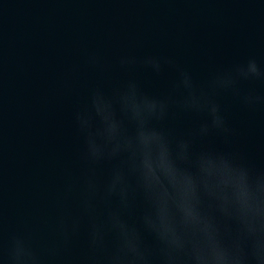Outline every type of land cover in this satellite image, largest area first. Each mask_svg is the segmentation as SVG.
Returning <instances> with one entry per match:
<instances>
[{"label":"water","instance_id":"water-1","mask_svg":"<svg viewBox=\"0 0 264 264\" xmlns=\"http://www.w3.org/2000/svg\"><path fill=\"white\" fill-rule=\"evenodd\" d=\"M148 58L160 61L159 72L144 63ZM253 60L259 78L251 77ZM181 70L198 91H209L214 75L232 72L233 87L209 97L227 131L197 135L207 113L176 105L156 127L173 141L190 140V154L226 153L264 174V0H0V264L14 237L28 238L42 264H91L90 225L104 222L110 210L138 230L148 264H161L143 200L123 209L115 196L102 199L115 161L82 158L77 115L92 116L98 127L93 94L114 103L130 82L149 96L179 100L186 94L174 88ZM249 95L260 99L246 103ZM216 163L237 221L224 220L221 231L235 235L237 223L244 230L264 226V204L260 217L253 215L252 184L236 183L241 170L230 162ZM86 176L100 193L91 213L82 205ZM255 237L249 234L245 264H254Z\"/></svg>","mask_w":264,"mask_h":264},{"label":"clouds","instance_id":"clouds-1","mask_svg":"<svg viewBox=\"0 0 264 264\" xmlns=\"http://www.w3.org/2000/svg\"><path fill=\"white\" fill-rule=\"evenodd\" d=\"M144 63L160 71L159 60L148 58ZM252 72L251 77H261L254 60ZM235 80L231 71L218 73L208 82L209 91H198L190 74L181 70L174 88H182L186 94L179 100L171 95L149 96L130 82L126 90L116 93L114 103L93 94L95 115L100 118L98 127H93L92 116L77 115L85 140L82 158L89 164L115 161L102 199L108 202L115 196L123 209L137 197L143 200V221L156 241L161 264H245L250 233L256 234L251 240V259L254 264H264V239L260 237L264 226L253 224L244 230L237 223L235 235L228 228L221 231L224 220L236 219L219 178L222 169L216 162L225 166L230 162L241 170L236 183L252 184L256 193L253 215L257 218L264 204V174L254 173L226 153L190 154V140L173 141L166 131L156 127L170 106L176 105L183 111L207 113L209 122L200 126L197 135L206 136L210 128L227 131L219 105L209 97L217 90L231 89ZM259 99L249 95L245 102L253 104ZM98 195L96 184L86 176L82 193L85 211L92 212L91 201ZM216 212L221 214L219 218ZM153 213L155 219L150 218ZM60 230L67 236L63 221ZM108 236L112 238L110 247L106 245ZM88 238L91 264H148L149 252L138 230L123 222L116 211H108L104 222L93 220ZM5 260L6 264H42L28 238L14 237Z\"/></svg>","mask_w":264,"mask_h":264}]
</instances>
